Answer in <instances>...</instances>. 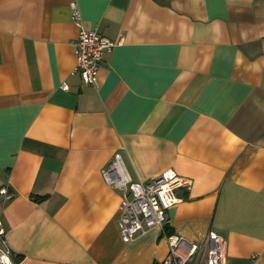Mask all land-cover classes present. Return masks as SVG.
Segmentation results:
<instances>
[{"label": "crops", "instance_id": "0c3cea01", "mask_svg": "<svg viewBox=\"0 0 264 264\" xmlns=\"http://www.w3.org/2000/svg\"><path fill=\"white\" fill-rule=\"evenodd\" d=\"M72 2L113 42L96 85ZM115 151L141 181L189 180L126 242ZM0 187L15 264H162L166 233L201 253L210 230L228 264H264V0H0Z\"/></svg>", "mask_w": 264, "mask_h": 264}, {"label": "built area", "instance_id": "2783aa9c", "mask_svg": "<svg viewBox=\"0 0 264 264\" xmlns=\"http://www.w3.org/2000/svg\"><path fill=\"white\" fill-rule=\"evenodd\" d=\"M71 7L73 21L78 27L73 49V71L79 74L83 83L96 85L103 52L109 49L113 42L95 29L85 27L74 2ZM61 87L66 89L67 85L64 83ZM101 174L108 185L121 192L117 228L124 242L148 228H163L167 209L180 199L177 189L187 187L189 183L188 179L170 169L146 181L134 178L119 151H115L101 168ZM0 193L5 194L6 188L0 187ZM165 238L168 250L162 264H228L224 238L213 230L208 232L201 253V245L198 242L189 241L179 234L166 233ZM12 255L0 219V264H15Z\"/></svg>", "mask_w": 264, "mask_h": 264}, {"label": "trees", "instance_id": "16d2710c", "mask_svg": "<svg viewBox=\"0 0 264 264\" xmlns=\"http://www.w3.org/2000/svg\"><path fill=\"white\" fill-rule=\"evenodd\" d=\"M168 233H169V232H168ZM168 233H167V234H168Z\"/></svg>", "mask_w": 264, "mask_h": 264}]
</instances>
